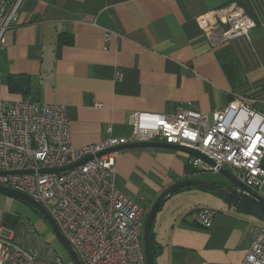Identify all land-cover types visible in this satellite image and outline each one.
<instances>
[{
    "label": "crops",
    "instance_id": "0c3cea01",
    "mask_svg": "<svg viewBox=\"0 0 264 264\" xmlns=\"http://www.w3.org/2000/svg\"><path fill=\"white\" fill-rule=\"evenodd\" d=\"M231 3L256 26L248 39L213 49L196 18ZM16 77L29 79L26 92ZM236 97L264 114V0H23L0 48V111L17 101L63 105L73 148L99 143L107 125L116 137L132 136L134 112L172 115L192 103L213 118ZM115 160L117 188L145 208L191 179L178 150L125 149ZM208 191L184 189L160 205L154 264H242L258 220ZM201 208L214 211L209 228L194 221ZM13 226L0 211V234Z\"/></svg>",
    "mask_w": 264,
    "mask_h": 264
},
{
    "label": "built area",
    "instance_id": "2783aa9c",
    "mask_svg": "<svg viewBox=\"0 0 264 264\" xmlns=\"http://www.w3.org/2000/svg\"><path fill=\"white\" fill-rule=\"evenodd\" d=\"M23 0H0V48L16 27ZM196 22L213 49L248 39L256 23L235 3L199 15ZM112 33H104V47ZM116 74V78H120ZM255 101L236 97L213 118L192 103L172 115L134 112L132 136L112 135L99 143L73 148L66 110L59 104L17 101L0 111V186L39 203L75 250L81 264H145L142 241L150 210L125 197L116 185V157L109 149L135 142H160L190 148L208 160L185 154L186 176L218 174L221 168L249 190L264 189V114ZM105 152L99 156L98 153ZM91 159L60 172H44ZM210 161V162H209ZM246 193V192H245ZM214 211L201 208L194 221L209 228ZM252 241L242 264H264V223L254 222ZM0 264H64L34 227L21 221L0 234Z\"/></svg>",
    "mask_w": 264,
    "mask_h": 264
},
{
    "label": "water",
    "instance_id": "95a60500",
    "mask_svg": "<svg viewBox=\"0 0 264 264\" xmlns=\"http://www.w3.org/2000/svg\"><path fill=\"white\" fill-rule=\"evenodd\" d=\"M13 81L24 92L28 90L29 79L27 77H16L13 79ZM144 147L174 149V150L181 151L183 153H187V154L202 158L204 160H208L203 155H201L200 153L190 148L178 146V145H171L167 143H160V142H135V143L127 144V145H121L119 147L109 149L108 151H105V152H109L113 150L132 149V148H144ZM105 152L98 153L97 156ZM89 159H91V157H86L77 163L71 164L63 168H57V169L46 170V171H41V172L44 173V172L64 171L69 168L75 167L79 164H82ZM219 173L222 176H224L228 181H230L234 185V187H229L225 185L224 186L214 185V184H210L205 181H200L196 179H186V180H182V181H179L173 184L168 189L163 191L156 198L143 224L142 241H143V248H144V253H145V264H154L153 250H152V245H151V240H150V227L156 216V213L160 205L163 203V201L167 197L171 196L173 193L177 192L179 189H182L185 187H198L201 189H207L211 191L212 193H214L217 197L222 199L226 204L238 209L241 213H244L264 223V197L253 192L252 190H249L243 184L238 182L231 175L228 169L221 168L219 170ZM0 193L18 198L24 203H26L27 205H29L31 208H33L35 211H37L45 219L48 225L51 227L54 237L60 243L64 251L67 253L68 257L72 260L73 264H81L75 250L70 246L67 240L59 232L53 219L48 215V213L44 210V208L39 203H37L35 200H33L32 198L28 197L27 195L23 193L9 189L4 186H0Z\"/></svg>",
    "mask_w": 264,
    "mask_h": 264
},
{
    "label": "rangeland",
    "instance_id": "374dc122",
    "mask_svg": "<svg viewBox=\"0 0 264 264\" xmlns=\"http://www.w3.org/2000/svg\"><path fill=\"white\" fill-rule=\"evenodd\" d=\"M189 177L191 179L205 181L207 183L214 185H221V186L225 185L229 187H234V185L230 181H228L224 176H222L220 173L218 174L197 173ZM188 188L201 189L198 187H185L179 189L178 191L182 192V190ZM175 193H173L174 194L172 198L173 202H177L179 198V194H175ZM187 202L188 204H193V201L188 200ZM0 211H2L4 214V220H6L11 224L12 223L14 224L13 227L18 225V223L21 221H27L29 224H31L34 227L36 232L44 238V240L47 242L50 248H52L63 259L64 264H73L72 260L68 257L67 253L64 251L60 243L54 237L51 227L48 225L45 219L29 205H27L18 198L0 193Z\"/></svg>",
    "mask_w": 264,
    "mask_h": 264
},
{
    "label": "trees",
    "instance_id": "16d2710c",
    "mask_svg": "<svg viewBox=\"0 0 264 264\" xmlns=\"http://www.w3.org/2000/svg\"><path fill=\"white\" fill-rule=\"evenodd\" d=\"M150 236H152L151 227H150ZM151 245H152L153 255L155 257L156 256V253H157V249L155 248V245L153 243L152 237H151Z\"/></svg>",
    "mask_w": 264,
    "mask_h": 264
}]
</instances>
